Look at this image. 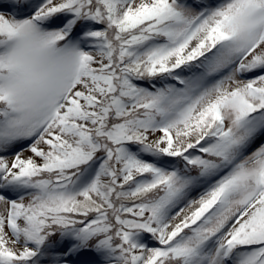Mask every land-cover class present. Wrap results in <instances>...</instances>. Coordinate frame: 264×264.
<instances>
[{"label":"snow or ice","instance_id":"snow-or-ice-1","mask_svg":"<svg viewBox=\"0 0 264 264\" xmlns=\"http://www.w3.org/2000/svg\"><path fill=\"white\" fill-rule=\"evenodd\" d=\"M0 264H264V0H0Z\"/></svg>","mask_w":264,"mask_h":264}]
</instances>
